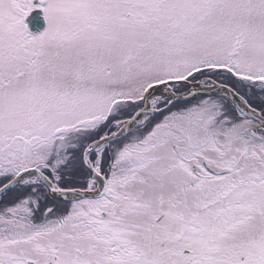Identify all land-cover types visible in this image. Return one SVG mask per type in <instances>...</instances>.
<instances>
[{
    "label": "snow or ice",
    "instance_id": "snow-or-ice-1",
    "mask_svg": "<svg viewBox=\"0 0 264 264\" xmlns=\"http://www.w3.org/2000/svg\"><path fill=\"white\" fill-rule=\"evenodd\" d=\"M0 0V264H264V0Z\"/></svg>",
    "mask_w": 264,
    "mask_h": 264
},
{
    "label": "water",
    "instance_id": "water-1",
    "mask_svg": "<svg viewBox=\"0 0 264 264\" xmlns=\"http://www.w3.org/2000/svg\"><path fill=\"white\" fill-rule=\"evenodd\" d=\"M33 11L25 18L29 34L37 36L42 34L47 28L40 0H33Z\"/></svg>",
    "mask_w": 264,
    "mask_h": 264
},
{
    "label": "rangeland",
    "instance_id": "rangeland-1",
    "mask_svg": "<svg viewBox=\"0 0 264 264\" xmlns=\"http://www.w3.org/2000/svg\"><path fill=\"white\" fill-rule=\"evenodd\" d=\"M26 18V17H25ZM26 24V23H25ZM39 36V35H38Z\"/></svg>",
    "mask_w": 264,
    "mask_h": 264
}]
</instances>
